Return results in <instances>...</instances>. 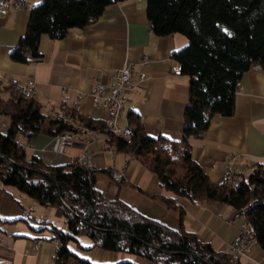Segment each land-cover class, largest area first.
<instances>
[{
  "label": "crops",
  "instance_id": "obj_1",
  "mask_svg": "<svg viewBox=\"0 0 264 264\" xmlns=\"http://www.w3.org/2000/svg\"><path fill=\"white\" fill-rule=\"evenodd\" d=\"M28 2L27 9H10L0 14V88L8 87L9 78L21 85L33 82L37 90L34 99L43 115L49 116L54 110L55 114L70 111L74 116L105 124L107 115L92 97L94 85L98 80L108 85L116 70L127 63L132 67V88L124 94L120 127L125 129L126 114L132 110L149 136L181 140L189 78L174 70L178 66L171 55L186 46L184 36L154 35L145 1L127 0L107 6L96 22L70 31L62 40L42 36V62L14 63L10 54L26 32L30 10L40 0ZM238 85L233 116L214 117L203 139L190 140L194 162L215 185L226 181L230 156L235 158L233 175H247L253 165L264 164V71L245 72ZM86 140L87 136H74L71 146L66 147L60 136L18 137L28 156L51 166L74 163L85 150L86 159L97 171L95 189L103 197L118 199L141 216L173 231L192 234L215 251L229 252L244 223L240 211L218 202L195 205L164 191L156 176L131 154L111 148L106 132H99L89 144ZM111 172H121L122 181H113ZM159 197L175 200L182 215L179 210L168 208ZM26 212L27 218L23 215ZM44 222L65 229L59 211L40 206L0 181V264H53L54 239L48 229H42ZM75 240L67 244L72 257L65 264H153L132 254L93 248L84 236ZM263 263L264 253L258 245L238 260V264Z\"/></svg>",
  "mask_w": 264,
  "mask_h": 264
},
{
  "label": "trees",
  "instance_id": "obj_2",
  "mask_svg": "<svg viewBox=\"0 0 264 264\" xmlns=\"http://www.w3.org/2000/svg\"><path fill=\"white\" fill-rule=\"evenodd\" d=\"M125 1L40 0L30 10L26 32L10 60L26 65L42 62V36L62 40L70 31L96 22L107 6ZM144 1L154 35L180 34L187 39L186 46L171 55L178 73L189 78L181 140L149 136L132 110L126 114L124 129L129 141L106 132L104 122L73 112L70 120L74 127L81 124L90 131L106 132L111 147L131 154L156 176L161 189L175 197L195 205L218 202L240 211L264 253V164L253 165L247 175L232 172L234 187L227 179L215 185L194 162L190 145L191 139L205 137L214 117L233 116L242 75L254 69L264 71V0ZM1 119L9 124L6 133L0 130L1 183L42 207L56 209L65 220V229L43 223L42 229H48L62 247L53 264H65L72 257L67 244L76 242L77 236L90 239L93 248L132 254L153 264H238L229 252L215 251L192 234L147 219L118 199H106L95 189L97 171L76 162L51 166L28 156L18 142L20 135L31 139L40 134L70 135L71 131L63 122L43 115L35 99H24L9 86L0 88V123ZM159 199L182 215L175 200Z\"/></svg>",
  "mask_w": 264,
  "mask_h": 264
},
{
  "label": "built area",
  "instance_id": "obj_3",
  "mask_svg": "<svg viewBox=\"0 0 264 264\" xmlns=\"http://www.w3.org/2000/svg\"><path fill=\"white\" fill-rule=\"evenodd\" d=\"M28 1L29 0H15L14 2L8 0L0 1V14H3L10 9H27L29 6ZM174 70L177 72L179 69L175 68ZM131 74L132 67L129 64L125 63L120 69L116 70V72L112 76V80L108 85L98 80L96 81L92 91V97L97 102V107L103 110L107 115L105 128H110V132L112 134L117 135L120 138H124L126 141H129V139L126 132L120 127L119 119L122 115L125 103L124 94L132 88ZM143 77L144 75L141 74L140 79H142ZM7 85L9 87H14V89L17 90V93L21 94L24 99H34L37 95V90L33 82H28L25 85H21L15 79L9 78L7 81ZM238 86L239 85L237 84V87ZM49 117L54 120L63 122V124L71 129L70 139L61 140L64 146H71V141L74 136H82L75 133L74 123L72 122V120H70V111H68V120H60L58 118V115H55V110L50 111ZM2 123H4V119L2 120ZM93 138L94 137H88V141H85L86 144H89V142L93 140ZM234 159L235 158L233 156H230L227 162L228 173L226 179L230 181ZM75 162L87 169L93 170L92 164L86 159L85 150L82 155L75 160ZM110 176L111 179L116 182H120L123 179V174L121 172H111ZM231 182L232 186L234 187L235 183L233 181ZM23 215L25 218H27V212ZM53 243L55 246V253L53 257L54 259L57 251L62 247H58V239H54ZM251 248L252 247L251 242L249 241V236L242 222L238 237L229 246V253L235 261H238L240 258L247 257Z\"/></svg>",
  "mask_w": 264,
  "mask_h": 264
},
{
  "label": "bare ground",
  "instance_id": "obj_4",
  "mask_svg": "<svg viewBox=\"0 0 264 264\" xmlns=\"http://www.w3.org/2000/svg\"><path fill=\"white\" fill-rule=\"evenodd\" d=\"M10 88L14 89V87H10ZM14 90H15V92H17L16 89H14ZM19 95L23 98V96L21 94H19ZM55 115H58V118L61 119V120H68V115L67 114L63 113V114H55ZM75 127H76V131H77L76 134H79V135H84V136H87V137H94V136H96L99 133V131L87 130L81 124H75ZM105 130H106V132L107 131L110 132V128H105ZM60 139L61 140H68V139H70V135L69 134L61 135ZM111 148H113V147H111ZM244 218H245V216H244ZM243 224H244L245 229L247 231V234L249 236V241L251 242V247L254 246V245H257L256 236H255V232H254L253 227L246 221V219H244V223ZM60 245H61V243L58 241V247H60Z\"/></svg>",
  "mask_w": 264,
  "mask_h": 264
},
{
  "label": "rangeland",
  "instance_id": "obj_5",
  "mask_svg": "<svg viewBox=\"0 0 264 264\" xmlns=\"http://www.w3.org/2000/svg\"><path fill=\"white\" fill-rule=\"evenodd\" d=\"M3 119H1V122H2ZM8 122L4 123V124H1L0 125V130L3 132V133H6L7 131V128H8Z\"/></svg>",
  "mask_w": 264,
  "mask_h": 264
}]
</instances>
